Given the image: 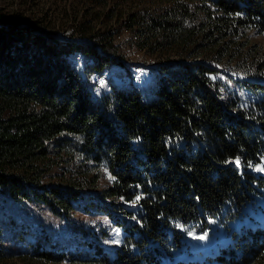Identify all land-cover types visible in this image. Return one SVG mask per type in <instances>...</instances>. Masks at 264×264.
I'll return each instance as SVG.
<instances>
[{"label":"trees","instance_id":"16d2710c","mask_svg":"<svg viewBox=\"0 0 264 264\" xmlns=\"http://www.w3.org/2000/svg\"><path fill=\"white\" fill-rule=\"evenodd\" d=\"M152 1L125 24L167 57L144 90L99 83L114 67L131 77L111 35L0 26V191L58 222L0 220V264H164L184 231L264 194V51L249 40L264 0ZM229 235L218 264H264V226Z\"/></svg>","mask_w":264,"mask_h":264},{"label":"rangeland","instance_id":"374dc122","mask_svg":"<svg viewBox=\"0 0 264 264\" xmlns=\"http://www.w3.org/2000/svg\"><path fill=\"white\" fill-rule=\"evenodd\" d=\"M156 4L152 0H0V26L15 23L31 27L35 24L38 28L36 32H46L61 39L79 40L80 38L88 44H90L89 37L111 35L114 37V45L119 48L121 61L132 69L131 77L121 67H114L98 79L99 83L105 85L110 79L118 85L144 90L153 78L151 68L158 60L164 61L167 57L162 60V57L149 56L141 51L137 38L125 24L129 15L156 8ZM249 40L250 44L264 51V32L252 31ZM173 57L176 60L177 57ZM72 60L78 67L84 65V57L81 55L74 56ZM260 170L264 176V161ZM262 192L255 194L246 207L232 210L236 211V214H230L233 220L222 216L213 220L210 229L206 232L193 228L184 231V246L175 257H185L190 253L188 255L190 257L186 259L188 264H218V249L226 247L228 242L232 244V236L229 235L232 230L243 231L247 228L264 226ZM0 210L2 211L0 220L11 224L13 220L16 224H30L33 228L43 220L58 224L43 206L14 203L1 191ZM13 232L14 230L9 229V235ZM113 235V242L118 243L120 231L114 230ZM10 246L12 245L5 244L6 250H9ZM20 246L19 250L22 251L23 245ZM11 255L8 263L18 264V254ZM176 258L173 260L164 258L163 262L176 264L173 263Z\"/></svg>","mask_w":264,"mask_h":264},{"label":"snow or ice","instance_id":"6c2138e0","mask_svg":"<svg viewBox=\"0 0 264 264\" xmlns=\"http://www.w3.org/2000/svg\"><path fill=\"white\" fill-rule=\"evenodd\" d=\"M201 239H203V237H200Z\"/></svg>","mask_w":264,"mask_h":264}]
</instances>
